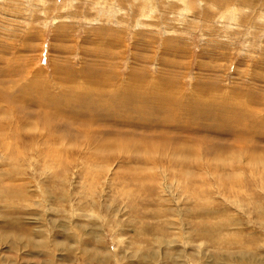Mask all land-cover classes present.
I'll return each instance as SVG.
<instances>
[{"label": "rangeland", "instance_id": "obj_1", "mask_svg": "<svg viewBox=\"0 0 264 264\" xmlns=\"http://www.w3.org/2000/svg\"><path fill=\"white\" fill-rule=\"evenodd\" d=\"M0 264H264V0H0Z\"/></svg>", "mask_w": 264, "mask_h": 264}, {"label": "bare ground", "instance_id": "obj_2", "mask_svg": "<svg viewBox=\"0 0 264 264\" xmlns=\"http://www.w3.org/2000/svg\"><path fill=\"white\" fill-rule=\"evenodd\" d=\"M128 96H130V95H128ZM132 96H130V98H131ZM125 99V98H124Z\"/></svg>", "mask_w": 264, "mask_h": 264}]
</instances>
